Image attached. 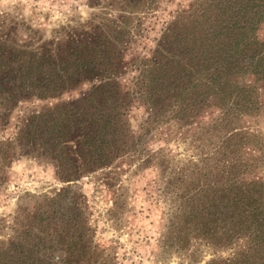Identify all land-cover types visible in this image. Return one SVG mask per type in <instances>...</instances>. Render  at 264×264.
<instances>
[{"label":"trees","instance_id":"1","mask_svg":"<svg viewBox=\"0 0 264 264\" xmlns=\"http://www.w3.org/2000/svg\"><path fill=\"white\" fill-rule=\"evenodd\" d=\"M192 6L163 30L134 77V97L121 81L125 32L114 19L110 32L89 43L72 40L59 58L0 35V126L19 101L55 98L95 79L80 99L32 113L17 138L26 152L51 157L69 181L132 149L133 101L146 106L149 125L172 120L180 127L212 114L196 138L211 131L216 141L200 148L190 168L167 172L172 206L162 245L192 256L199 241L230 251L206 264H264V178L256 175L264 170V135L250 123L264 112V0H192ZM71 226L57 249L53 239L25 231L0 249V264H101L79 222Z\"/></svg>","mask_w":264,"mask_h":264},{"label":"rangeland","instance_id":"2","mask_svg":"<svg viewBox=\"0 0 264 264\" xmlns=\"http://www.w3.org/2000/svg\"><path fill=\"white\" fill-rule=\"evenodd\" d=\"M191 7L192 0H0V35L8 43L39 47L59 58L68 54L72 40L89 43L101 31L110 32L114 25L108 20L114 19L124 24L125 32L121 81L134 97L139 91L134 77L163 30L177 11ZM259 35L264 36V26ZM94 81L55 98L19 101L6 126H0V154L5 152L0 156V249L25 231L28 237L53 239L57 249L58 238L70 235V226L79 222L101 264H206L213 256H227L230 251L199 241L193 243L192 256L170 253L162 245L172 206L171 189L164 188L167 172L190 168L188 161H197L200 148L216 141L211 131L196 138L212 114L180 127L172 120L149 125L144 123L146 106L133 101L128 117L132 149L111 165L69 181L51 157L36 149L26 152L30 148L19 144L17 138L32 113L80 99ZM250 123L264 135V112ZM72 144L70 140L67 145ZM256 175L264 178V170Z\"/></svg>","mask_w":264,"mask_h":264}]
</instances>
